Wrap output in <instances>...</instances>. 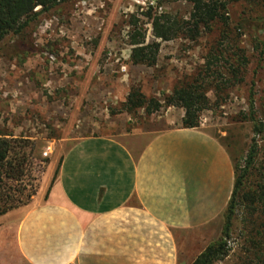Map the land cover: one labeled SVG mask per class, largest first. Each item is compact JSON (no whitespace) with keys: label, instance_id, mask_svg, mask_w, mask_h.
Masks as SVG:
<instances>
[{"label":"rangeland","instance_id":"obj_1","mask_svg":"<svg viewBox=\"0 0 264 264\" xmlns=\"http://www.w3.org/2000/svg\"><path fill=\"white\" fill-rule=\"evenodd\" d=\"M151 8L154 15L173 14L188 20L193 5L188 0H72L49 12L37 10L29 27L33 55L13 60L0 56V134L26 140L21 151L28 155L25 182L28 192L35 193L31 202L42 186L50 185L68 150L81 139L141 132L156 135L182 128L185 112L181 108L163 106L153 115L145 109L123 113L133 90H139L145 102L156 100L163 105L176 88L201 75L214 87L215 72L221 74L223 92L218 99L215 89H209L213 107L202 113L200 128L225 149L236 176L256 148L244 192L257 189L264 175V0L231 3L228 28L219 22L197 42L184 36L162 42L142 15ZM133 15L146 24V43H161L153 68L131 63ZM225 31L229 36L226 56L207 72L209 54ZM14 42L9 39L4 47ZM237 56L240 64L246 59L247 65L238 68ZM235 63L236 77L231 73ZM216 100L225 103L216 107ZM28 206L11 212L6 224L18 223ZM226 216L227 209L217 221L186 235L189 257L223 238ZM262 223L260 212L249 215L241 205L227 240L230 253L217 264L254 260L263 242Z\"/></svg>","mask_w":264,"mask_h":264},{"label":"crops","instance_id":"obj_2","mask_svg":"<svg viewBox=\"0 0 264 264\" xmlns=\"http://www.w3.org/2000/svg\"><path fill=\"white\" fill-rule=\"evenodd\" d=\"M234 185L201 128L81 139L18 223L0 218V264H193L186 235L224 214Z\"/></svg>","mask_w":264,"mask_h":264},{"label":"trees","instance_id":"obj_3","mask_svg":"<svg viewBox=\"0 0 264 264\" xmlns=\"http://www.w3.org/2000/svg\"><path fill=\"white\" fill-rule=\"evenodd\" d=\"M240 1L246 0H188L193 5L188 20L180 19L179 16L173 14L154 15V9L152 8L149 9L148 13L142 15L148 20V24L152 25L153 29L159 33L162 42H171L182 36L187 37L191 42H197L204 32H211L214 25L219 22L228 28V7L231 3ZM70 2L72 0H0V56L4 55L13 60L33 55L35 48L29 33L30 20L38 15V9L41 12H49L62 4ZM252 24L257 25L259 23L254 21ZM145 25L136 15L131 16L130 26L133 31L129 36L130 46L132 47L130 59L134 66L153 68L158 63L161 43H146ZM9 39H15L14 44H8L4 47ZM227 41H229V36L225 31L222 34L221 41L209 54L206 64L207 72H211V65L213 67L216 62L220 63L221 58L226 56L225 50L227 49H224V47ZM239 61L240 58L237 59L238 65L234 64L235 68L232 66L231 73L235 77L239 73L236 65L238 68L247 65L246 59H243L242 64ZM214 74L218 75L214 78V87L206 84L204 75H201V78L196 79L193 83L176 88L163 105L156 100L145 102L144 95L139 90H133L128 96L127 102L123 105V113L134 114L139 109H145L148 115H153L161 110L163 106L181 108L185 112L182 128L185 130L198 129L201 125L202 113L211 110L213 107L211 100L208 98L209 89L212 87L215 89L218 99L220 93L223 92L222 85L219 82L221 74L219 72ZM223 102L224 100H216L215 106L220 107ZM250 110L254 114V99L250 100ZM252 121L255 122V120ZM256 130L258 133L261 132L258 127H256ZM25 143L26 140L24 139H15L0 134V218L28 206L32 201L33 194H35L31 191L28 192V185L25 182L28 155L21 151L24 149ZM256 158L257 151L253 147L249 153L246 168L238 170L237 176L235 175V185L227 208L223 238L210 245L197 257L193 264H217L228 257L230 250L228 249L227 240L230 237L236 211L241 205L247 207L249 215L253 216L260 212L263 219L261 226L263 242L259 244L254 260L245 264H264V175L261 174V182L256 190L249 193L244 192L249 170L255 165ZM61 164L53 178V182L58 176Z\"/></svg>","mask_w":264,"mask_h":264}]
</instances>
